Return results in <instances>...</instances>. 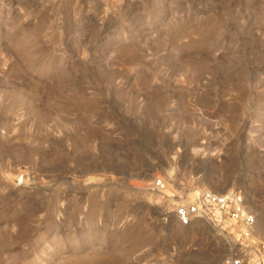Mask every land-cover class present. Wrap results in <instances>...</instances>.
Masks as SVG:
<instances>
[{
	"label": "rangeland",
	"instance_id": "374dc122",
	"mask_svg": "<svg viewBox=\"0 0 264 264\" xmlns=\"http://www.w3.org/2000/svg\"><path fill=\"white\" fill-rule=\"evenodd\" d=\"M203 190L264 241V0H0V264H223Z\"/></svg>",
	"mask_w": 264,
	"mask_h": 264
},
{
	"label": "built area",
	"instance_id": "2783aa9c",
	"mask_svg": "<svg viewBox=\"0 0 264 264\" xmlns=\"http://www.w3.org/2000/svg\"><path fill=\"white\" fill-rule=\"evenodd\" d=\"M21 182L22 177H19L17 183ZM153 185L156 189L164 188L160 179ZM179 196L173 193L170 198L176 200L174 215L180 226L187 227L196 220L205 221L226 233L235 246L243 249L226 257L223 264H264V241L253 239L256 217L247 209L239 191L217 193L203 190L192 199Z\"/></svg>",
	"mask_w": 264,
	"mask_h": 264
}]
</instances>
